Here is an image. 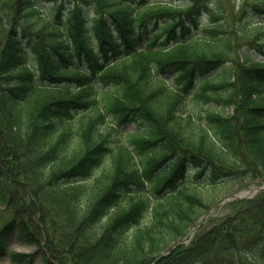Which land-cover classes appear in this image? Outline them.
Segmentation results:
<instances>
[{"label":"trees","instance_id":"trees-1","mask_svg":"<svg viewBox=\"0 0 264 264\" xmlns=\"http://www.w3.org/2000/svg\"><path fill=\"white\" fill-rule=\"evenodd\" d=\"M240 3L0 0V257L154 264L215 203L204 189L264 184V0ZM229 204L155 264H264V190Z\"/></svg>","mask_w":264,"mask_h":264},{"label":"rangeland","instance_id":"rangeland-1","mask_svg":"<svg viewBox=\"0 0 264 264\" xmlns=\"http://www.w3.org/2000/svg\"><path fill=\"white\" fill-rule=\"evenodd\" d=\"M239 3H240V0H236V11L238 10ZM252 17L253 18L251 20L250 30L255 31L256 28H259L260 31H262L263 36H264V23H262L259 20V16L252 15ZM206 18L208 21V15H207V17H205V16L203 17L202 22H205ZM263 18H264V16H263ZM217 24H219V23H217ZM229 27L231 29L228 33V36L232 37L230 48L233 49V52H232V54L229 55V57L232 58L233 62H235L236 65H238V63L242 62V60L240 61V56H241L240 53L244 49L246 43H245V41L242 40L241 36H239V32H238V30H236V28L232 27L231 25ZM222 38H224V36ZM208 40L210 41V39H208ZM246 50H248V49H246ZM230 51H231V49H230ZM232 64L233 63L231 61H228L224 66L228 68V67L232 66ZM230 77L231 78L233 77V73H231ZM165 79H166V82L168 84H174L173 81L169 77H166ZM193 105H194V102L189 100L188 106L190 107ZM204 108H207V106ZM217 110L221 111V112L224 111L223 108H221V107L217 108ZM227 111L231 112V109H228ZM110 126H113L115 128H119L120 131L124 134V136L144 135L146 133L145 127L141 126L137 122H128V123H124V124H119L116 120L110 119L108 128H111ZM104 131L106 132V128H104ZM260 186H262V184H259L258 180L254 181V182H252L250 180H240V181L231 182L228 184H221V185L217 186L216 188L208 187V188L204 189L203 192L205 193L206 197L209 198L210 202L215 201V203L211 204L210 209L206 213L211 211L210 216H212L214 218L223 217L224 215L231 212V207H230L229 203H231L232 201H237L235 199L226 200L228 197H230L232 195H238V196L242 195L243 193H245L247 191L257 189ZM198 188H201V187H198ZM257 194L258 193L254 194L252 197H254ZM223 201H225V202L222 203ZM7 220H8V215L6 213V210L0 204V223L2 221L6 222ZM204 224H205V222H204ZM208 227L209 226L207 225V228ZM191 230H192V228L188 231L187 236L190 235ZM182 240H178L177 242L170 241V242L166 243L163 246L164 248H163V250L159 256L165 255V257H166L167 255H169L176 247H178L181 244ZM8 249H9V252L25 254L28 256H31V255L36 253L35 247L29 246V245H22V244L18 243V241L16 239L10 241V243L8 244ZM162 258H164V257H162ZM0 264H15V263H13L11 261L9 256H6V257H0ZM33 264H43L41 255H36Z\"/></svg>","mask_w":264,"mask_h":264},{"label":"water","instance_id":"water-1","mask_svg":"<svg viewBox=\"0 0 264 264\" xmlns=\"http://www.w3.org/2000/svg\"><path fill=\"white\" fill-rule=\"evenodd\" d=\"M263 189H264V187L254 189V190H251V191L245 193V195H239V196H238V195H232V196L228 197L226 200L250 198L252 194H255V193H257V192H259V191H261V190H263ZM224 202H225V201H223L222 203H224ZM210 214H211V211H209L206 215H204V216L199 220V224L201 225V224L204 222V220H205ZM196 230H197V226H196L195 228H193V230L191 231L190 235H189L187 238H185L184 240H182L181 243H186V242H188V241H189L188 239H190V238L193 237V235H194V233L196 232ZM162 257H165V255L159 256V257L156 259V261L159 260V259L162 258Z\"/></svg>","mask_w":264,"mask_h":264},{"label":"bare ground","instance_id":"bare-ground-1","mask_svg":"<svg viewBox=\"0 0 264 264\" xmlns=\"http://www.w3.org/2000/svg\"><path fill=\"white\" fill-rule=\"evenodd\" d=\"M242 195H245V193H243ZM157 261L155 260L154 264L156 263Z\"/></svg>","mask_w":264,"mask_h":264}]
</instances>
